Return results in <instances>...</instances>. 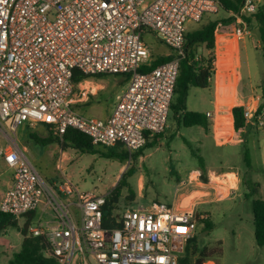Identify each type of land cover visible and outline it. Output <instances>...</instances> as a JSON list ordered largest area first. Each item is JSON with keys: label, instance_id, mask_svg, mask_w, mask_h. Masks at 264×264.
Returning a JSON list of instances; mask_svg holds the SVG:
<instances>
[{"label": "built area", "instance_id": "2783aa9c", "mask_svg": "<svg viewBox=\"0 0 264 264\" xmlns=\"http://www.w3.org/2000/svg\"><path fill=\"white\" fill-rule=\"evenodd\" d=\"M258 6L246 0L239 12L229 13L236 25L228 43L230 55L249 35L246 18ZM221 8L220 0H0V166L12 172L0 211L15 220L36 213L37 225L33 222L30 233L46 239L49 254L59 264H72L76 255L78 264H180L198 219L204 218L196 211L201 202L183 211L157 202L130 207L122 212L120 227L106 228L108 194L81 192L69 181L52 184L43 179L17 144L18 129L41 124L60 138L73 129L101 148L121 146L130 155L139 151L149 137L167 128L186 56L187 23H198ZM148 31L172 51L173 58L142 73L153 60L143 40ZM218 37L217 45L219 33ZM212 55L215 72L218 63ZM75 70L127 78L128 86L116 96L107 119L76 110L75 90L85 96L83 85L91 77L76 84ZM262 104L260 96L246 101V129H264ZM201 175L200 170L191 171L177 186V197L192 188L197 193L206 190L202 195L206 198L216 190L215 179L236 180L234 174L210 171L204 182Z\"/></svg>", "mask_w": 264, "mask_h": 264}, {"label": "rangeland", "instance_id": "374dc122", "mask_svg": "<svg viewBox=\"0 0 264 264\" xmlns=\"http://www.w3.org/2000/svg\"><path fill=\"white\" fill-rule=\"evenodd\" d=\"M260 5H264V0ZM229 17L228 12L220 9L216 14H206L198 23H187V32L200 29L210 21ZM248 26L249 35L240 42L239 49L236 46L234 55L229 54L224 40L234 37L236 25L231 22L221 27V41L214 51L217 53L218 67L212 74L210 86L206 89L192 87L189 91L186 102L188 111L203 114L209 123V130L202 126L186 127L179 124L170 113L167 128L156 140V146L145 149L137 161H132L131 158L122 161L103 157L100 154L101 147L98 146L93 151H81L72 145L63 147L58 140L43 145L31 138V133H37L40 138L50 136L47 128L45 130L42 125L36 128L21 126L16 136L17 144L43 179L52 184H65L69 181L81 192L109 194L122 174L132 167L135 174L128 179V183L137 192V196L133 202L125 201L128 196V189L125 188L118 214L121 215L127 208L148 207L154 202L174 205L180 211L201 202L196 211L204 218L198 219L195 236L199 246L217 251L210 260L217 264H264V247H259L255 241L252 210L254 199H264V129L236 131L232 112L234 107H244L252 96H260L264 102V54L260 48L259 27L255 20L248 22ZM143 40L151 49L153 58L166 56L171 52L150 31L143 34ZM220 52L223 54L222 58ZM197 56L205 57L206 61L213 57L212 52L204 47L198 50ZM127 86L128 80L123 75L93 76L89 83L83 85L87 88L85 96L79 88L75 90L76 97L86 98V102L77 104V109L86 116L102 118L106 109L116 101V96ZM92 105L94 108L90 109ZM207 113L211 116H207ZM246 150L250 153V168L244 161ZM62 151L66 152L65 156ZM61 161L62 170L58 167ZM203 167L207 174L210 171L221 175L234 174L236 180L215 179L218 182L216 190L211 191L206 198L202 196L206 190L197 193L191 191L192 188L177 197L179 183L191 171H202ZM10 181L12 172L1 165L0 200ZM257 183L260 185L259 192L247 198L246 194ZM232 187L235 192L231 191ZM190 193L192 195L189 196ZM206 219L209 220L211 229L205 228L206 223L202 221ZM25 220H17L20 227ZM33 222L37 225L36 220ZM28 235H31L29 228ZM22 239L16 228L0 233V264L9 263L14 253L20 249ZM77 261L76 255L72 264H78Z\"/></svg>", "mask_w": 264, "mask_h": 264}, {"label": "trees", "instance_id": "16d2710c", "mask_svg": "<svg viewBox=\"0 0 264 264\" xmlns=\"http://www.w3.org/2000/svg\"><path fill=\"white\" fill-rule=\"evenodd\" d=\"M246 0H220L222 4V10L230 12H239ZM247 22L251 23L255 20L259 27L260 32V48L264 54V5L258 6L257 12L246 18ZM234 22L233 17H229L222 20H213L205 24L200 29L185 33V53L186 56L181 61L180 75L175 89V95L171 105L170 113H172L174 120L179 124H183L186 127L202 126L206 130H209V123L205 116L199 112L188 111L187 98L189 91L192 87L206 89L210 86L212 78V66L210 60L205 57H198V50L204 47L206 50L212 52L216 48L219 41L218 33L222 26ZM213 56V55H212ZM173 55L161 56L153 58L150 66L143 67L140 72L145 73L155 69L156 67L170 61ZM101 76V75H97ZM94 76V77H97ZM93 76L80 73L78 70L74 71V82L78 84L84 79ZM175 100V101H174ZM264 106V102L262 104ZM234 128L236 131L246 129L245 119L243 116V107H234L233 110ZM169 113V115H170ZM44 126V125H43ZM45 130L50 133L47 138H40L37 133H31V138L36 139L43 145H47L54 140H58L62 143L63 147L72 145L81 151H93L97 147L91 141V139L83 133L68 129L67 132L60 138L50 127L44 126ZM163 133L149 137L147 144L139 151L129 154L121 146H117L109 149L100 148V154L103 157L118 158L125 161L129 158L132 161H137L143 154L145 149L154 148L156 146V140L161 137ZM244 161L248 168L251 167L250 153L246 150L244 154ZM173 171V169H172ZM135 174L134 168L127 169L121 176L116 187L107 195L106 205L104 207V222L103 226L106 228L120 227L121 215L117 213L120 209V202L123 196V190L128 189V196L125 197V201L133 202L136 199L137 192L130 186L128 179ZM201 179L204 182L208 181V174L205 172V168L202 169ZM250 193L246 194L247 198L253 193L259 192L260 185L253 184ZM253 210V224L255 228V241L259 247H264V199L257 198L252 203ZM36 213H28L22 218L26 219L22 227L19 222L15 220L11 215L0 211V233L8 232L10 228H16L20 231L23 239L20 249L14 253L13 257L9 260L8 264H59L58 259L49 254V245L46 239L42 236L28 235V228L30 224L36 219ZM206 223V229H211V224L208 219L203 220ZM215 249H210L207 246H199L197 244V237L194 236L190 239L186 246L185 255L180 258V264H203L210 260ZM220 255L222 250L219 251Z\"/></svg>", "mask_w": 264, "mask_h": 264}, {"label": "crops", "instance_id": "0c3cea01", "mask_svg": "<svg viewBox=\"0 0 264 264\" xmlns=\"http://www.w3.org/2000/svg\"><path fill=\"white\" fill-rule=\"evenodd\" d=\"M256 3H257V5H259V3L261 2V1H263V0H254ZM231 41V39H229V38H226L225 40H224V45H225V48L229 51V45H228V43ZM240 45H241V43L239 42V43H237V47H238V49H239V47H240ZM171 51V50H170ZM215 51V50H214ZM213 51V53H214V55H217V53L216 52H214ZM222 52H220V56H221V58L223 57V54H221ZM168 55H172V51L169 53V54H167L166 56H168ZM227 62H228V60H227ZM93 95H95V93H92ZM78 98V97H77ZM79 102H86V98H84V99H77V103H76V105H75V108H76V110H78L77 108H78V103ZM115 104H116V101L114 102V104H112V106H110L109 108H107L106 109V112L103 114V116H102V118L103 119H107L110 115H111V113H112V111H113V109H114V107H115ZM94 108V106L92 105L91 107H90V109H93ZM89 110V109H88ZM79 111V110H78ZM80 112V111H79ZM87 112V111H86ZM80 113H82L83 114V112H80ZM85 115V114H84ZM90 117V116H89ZM95 118H97V117H95ZM102 118H100V119H102ZM41 125V124H40ZM40 125H38V126H40ZM38 126H36V127H38ZM43 126V125H42ZM35 127V128H36ZM66 152H63L62 151V154H63V156H65L66 154H65ZM11 183H12V181H10L7 185H6V189L11 185ZM3 194H4V192H2V195H1V198H2V196H3Z\"/></svg>", "mask_w": 264, "mask_h": 264}]
</instances>
